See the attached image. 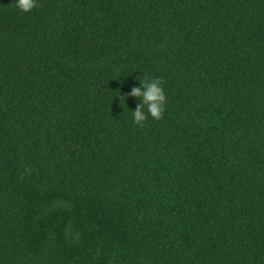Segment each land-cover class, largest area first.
<instances>
[{"label": "trees", "instance_id": "1", "mask_svg": "<svg viewBox=\"0 0 264 264\" xmlns=\"http://www.w3.org/2000/svg\"><path fill=\"white\" fill-rule=\"evenodd\" d=\"M14 4L0 264H264V0ZM145 76L167 101L141 128Z\"/></svg>", "mask_w": 264, "mask_h": 264}, {"label": "clouds", "instance_id": "2", "mask_svg": "<svg viewBox=\"0 0 264 264\" xmlns=\"http://www.w3.org/2000/svg\"><path fill=\"white\" fill-rule=\"evenodd\" d=\"M14 7L27 13L38 7V4L37 0H15ZM140 83L141 86L133 87L127 96L141 101V103L137 104L135 110L132 111V114L133 124L142 128L149 116L157 121L163 118L167 98L163 88V78L150 79L145 76ZM126 98V96H120V102L124 103Z\"/></svg>", "mask_w": 264, "mask_h": 264}]
</instances>
